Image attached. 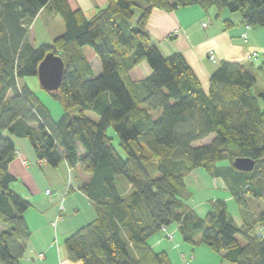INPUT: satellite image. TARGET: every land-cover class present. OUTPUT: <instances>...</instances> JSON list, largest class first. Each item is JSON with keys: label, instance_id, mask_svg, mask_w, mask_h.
<instances>
[{"label": "trees", "instance_id": "16d2710c", "mask_svg": "<svg viewBox=\"0 0 264 264\" xmlns=\"http://www.w3.org/2000/svg\"><path fill=\"white\" fill-rule=\"evenodd\" d=\"M190 5L215 8L218 16L229 9L245 26L264 27L263 0H107L92 16L68 0H0V264H23L32 234L25 217L32 204L12 188L14 137L28 138L40 162L79 165L91 175L81 189L97 217L66 238L71 261L171 264L149 240L176 223L184 241L200 237L230 264H264V207L250 210L251 200L264 202V110L253 92L257 75L264 82V59L255 62L258 52L249 61H220L205 90L183 54L163 55L148 29L153 9ZM41 12L61 16L65 30L35 46L29 29ZM49 52L65 62L60 88L46 90L63 108L58 118L20 82L37 76ZM142 61L152 73L134 80L130 71ZM237 157L253 159L254 169L236 168ZM199 167L225 181L240 205V225L225 200L205 217L187 203L185 176Z\"/></svg>", "mask_w": 264, "mask_h": 264}, {"label": "crops", "instance_id": "0c3cea01", "mask_svg": "<svg viewBox=\"0 0 264 264\" xmlns=\"http://www.w3.org/2000/svg\"><path fill=\"white\" fill-rule=\"evenodd\" d=\"M68 1L72 8H81L87 16H92L97 7L107 5V0ZM210 12L199 5L179 7L174 10L155 8L148 21L152 44L158 47L165 56L176 52L182 53L205 90L209 89L211 74L220 61H249V55L254 50H257L259 54L262 52L264 54V28L260 26L246 28L241 22L240 16L237 17L226 9L219 16L217 11H213V14ZM43 13H39L37 17ZM205 18L208 20L207 23L204 21ZM229 19L233 20L235 24L228 26L226 21ZM243 33L247 35L246 40L242 36ZM210 51L215 53L216 61L209 59ZM151 73L152 69L146 61H142L130 71L134 80L144 79ZM14 141L17 155L10 164V171L18 179L13 184L19 186L18 188L13 187V189L26 197L32 204L25 213L32 234L25 242L26 249L21 260L22 263L82 264L79 261L74 262L68 259L66 248H62V240L63 238L66 240L74 231L97 217L94 201L81 189L83 184L91 179V175L85 172L83 174L78 170L79 165L70 167L67 162H63L58 168H51L46 162L38 160L34 150L22 138L14 137ZM199 169L201 167L193 169L188 174L199 173L197 172ZM49 173L59 175V181L61 180L62 183V187H57L55 193L49 188L53 183L48 178ZM76 173L79 174L76 176ZM201 173L203 177L208 178L210 183H213L212 185L224 191L225 197L219 199L227 200L233 197L231 190L221 177L213 176L208 171L207 174ZM65 174L67 178H65ZM54 182L57 183V180L54 179ZM126 185V191H130L131 185ZM48 190L50 193L47 192ZM51 195L53 196L50 197ZM215 201L212 202V205ZM83 207L85 211H81ZM191 207L197 212L193 206ZM172 225L167 228V231L174 234L172 240H175L177 232L178 239L184 240L178 224ZM167 231H159L150 238L149 242L154 248H160L159 251H166L171 259V264H173L175 257L172 256L168 247L171 240L167 238ZM202 243L205 242L199 237L195 244L201 245ZM173 246L182 247L183 245L177 241ZM182 248L184 249L186 246ZM183 249L180 250L181 254ZM42 253L43 257L40 256ZM174 262L176 263V261Z\"/></svg>", "mask_w": 264, "mask_h": 264}, {"label": "rangeland", "instance_id": "374dc122", "mask_svg": "<svg viewBox=\"0 0 264 264\" xmlns=\"http://www.w3.org/2000/svg\"><path fill=\"white\" fill-rule=\"evenodd\" d=\"M190 6H194V5H190ZM99 8H101V7H97L96 11ZM226 10H229V9H226ZM210 11H211L210 14H213L214 12H216V9L212 8V9H210ZM229 12H231V11L229 10ZM232 14H235L237 17L240 16L239 12L238 13L232 12ZM138 15H139V9H137L136 17ZM204 21L207 23V21H208L207 18H205ZM257 27H259V26H257ZM260 27H262V26H260ZM262 28H264V27H262ZM64 30H65V25H64V21H63L61 16H59V15L55 16V15H51L48 13H43L42 15H40L39 17H36L33 20L32 24L30 25L29 36H30L31 42L35 46H40L44 43H47V44L53 43V40L55 39V37L59 36ZM263 59H264V54L262 52V53H260L258 58L255 59V62L260 63ZM91 62L93 64L95 72L99 73L101 70L100 64H99L100 63L99 58L95 57V59H92ZM212 65L217 66V64H215V63L214 64L212 63ZM20 82H27L30 85V87L38 94L40 99L50 108V110H51V112L55 118H58L63 113V108H62L61 104L59 103V101L53 99V97L46 90H44L41 87V85L39 83V79L37 76L26 77L25 79L21 80ZM253 92L259 98L260 107L264 110V102L260 96V94L262 92H264V82L261 80V78L258 75H257V83L255 84V86L253 88ZM71 112H72V114H77L78 108L72 109ZM86 114L88 116L92 117L93 119L99 120V116L92 111H86ZM108 133L110 136H112L114 138L113 142H114L115 146L119 147V136L116 133V131L111 127V128H109ZM212 138H213V136H210L204 140L199 141L197 144L208 143L212 140ZM22 139L27 144H29L31 146V148L33 149L32 144L28 138H22ZM58 167H55V168H58ZM78 170H80L84 174L81 167L78 168ZM197 172H199V173H192V174L187 173L185 176L186 177L185 182H186L187 192L189 193V195H191V197L187 198V200H188V204L193 206L197 210V213L201 217H205L207 215V213L209 211H211V209L213 208L212 202L219 199V198H224L225 193L221 189L212 185L213 183H210L208 178H205L202 176L201 172H203V174H207L206 173L207 171L204 168L199 169ZM78 174L79 173H76V176ZM58 176L59 175L50 174L48 177V178H50L51 181H53L52 185H50L49 188L52 189L54 193H55V191H57V189L59 187H62V183L60 182L61 180L59 181ZM65 178H67L66 174H65ZM120 178L124 182H127L124 177L120 176ZM54 179L57 180V183L54 182ZM58 181H59V183H58ZM18 186L19 185L13 184L12 188L13 187L18 188ZM52 196L53 195H51L50 197H52ZM50 197L48 196V198H50ZM225 201L227 203L228 211L234 216L235 220L240 225L242 223V219H243V214H242L240 205L238 204V202L233 197L230 199H227ZM250 205H251L250 210L256 211V209H257V211H258L261 207H264V202H257V201L251 200ZM82 210L85 211L84 207L81 208V211ZM171 227L173 228V225ZM163 231H165V230H163ZM168 232H170V231H167V235H168ZM178 236H179L178 232L176 233L175 240H172L174 237L171 239V238H169V236H167V238L171 240L168 247L171 250L172 256L175 257V259H176L175 260L173 258L174 259L172 262L173 264H176V263L177 264H183V257H182V254L180 252V250L183 249L182 248L183 246H186L187 249L184 248L185 250L183 249L182 253H184L191 260V264H230V262L223 257L222 253L213 251L207 245V243H202L201 245H196V244L193 245V244L186 242L184 240H179ZM177 241L180 244H182L183 246L182 247L181 246H176V247L173 246V244H175V242H177ZM62 248L63 249L65 248V238H63V240H62ZM155 249L157 251L160 250V248H157V247ZM174 261H176V263Z\"/></svg>", "mask_w": 264, "mask_h": 264}, {"label": "water", "instance_id": "95a60500", "mask_svg": "<svg viewBox=\"0 0 264 264\" xmlns=\"http://www.w3.org/2000/svg\"><path fill=\"white\" fill-rule=\"evenodd\" d=\"M64 71L65 62L63 58L54 52L47 53L39 63L37 70L41 87L50 92L57 91L61 86ZM233 164L243 171H252L255 167V161L249 157H237Z\"/></svg>", "mask_w": 264, "mask_h": 264}, {"label": "built area", "instance_id": "2783aa9c", "mask_svg": "<svg viewBox=\"0 0 264 264\" xmlns=\"http://www.w3.org/2000/svg\"><path fill=\"white\" fill-rule=\"evenodd\" d=\"M204 25H206V23H204ZM245 27L249 28V25H246ZM242 36L246 40V38H247L246 33H243ZM208 56H209V59H211L213 61H216V55H215V53L213 51H210ZM257 56H258V51L257 50L252 51L250 53V55H249V57H253V58H256ZM47 192L50 193V190H48ZM163 230L167 231L168 229H167V227H163ZM167 236H169V238H171V239L174 237L172 232H168ZM40 256L43 257L44 254L42 253V254H40ZM182 257H183V264H191V260L184 253H182Z\"/></svg>", "mask_w": 264, "mask_h": 264}]
</instances>
